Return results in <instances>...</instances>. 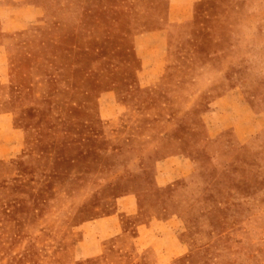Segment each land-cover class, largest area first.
<instances>
[{
    "label": "rangeland",
    "instance_id": "1",
    "mask_svg": "<svg viewBox=\"0 0 264 264\" xmlns=\"http://www.w3.org/2000/svg\"><path fill=\"white\" fill-rule=\"evenodd\" d=\"M6 1L0 264H264V132L215 163L190 113L202 88L193 80L211 74L225 83L216 93L240 87L264 113V0H198L190 23L169 19L175 0ZM159 31L164 68L143 89L135 40L157 43L146 34ZM114 94L123 106L108 118ZM170 137L184 142L194 174L142 196L130 161ZM133 193L145 217L183 220L180 255L139 252L122 215L121 235L99 240L91 223Z\"/></svg>",
    "mask_w": 264,
    "mask_h": 264
},
{
    "label": "crops",
    "instance_id": "2",
    "mask_svg": "<svg viewBox=\"0 0 264 264\" xmlns=\"http://www.w3.org/2000/svg\"><path fill=\"white\" fill-rule=\"evenodd\" d=\"M198 0H175L174 8H170L168 17L172 22H192L195 17L194 7ZM218 5L221 0H213ZM8 1L0 4V12L10 10ZM209 18V17H208ZM2 27V20L0 19ZM165 36L162 31L146 34V38H156V42L138 45L135 40L134 50L140 60L137 85L147 88L156 81L164 68V44L158 38ZM151 41V40H150ZM202 64V63H200ZM202 67V65H200ZM210 75V74H209ZM202 88L192 95L191 114L196 113L200 120L208 152L212 161L219 163L222 153H227L231 145L242 147L253 137L264 132V113L254 112L243 100L240 87L234 86L216 93L224 86V80H217L211 74L208 78H196L192 82ZM123 106L116 94L113 95L108 118H112ZM136 156L130 161L135 164L139 173V193L144 196L151 189H164L175 182L186 180L194 174L195 164L184 151V142L179 138H166L147 148L137 149ZM150 174L146 180V173ZM115 213L95 220L91 223L93 232L99 234V240H108L122 233L121 218L129 220L128 227L135 234L133 240L137 250L159 249L160 256L166 259L181 254L184 245L179 241L183 229V220L176 215L160 217L157 214L144 216V207L138 200V194L126 195L115 201ZM148 206V205H147ZM102 247V246H101ZM99 249L95 243L94 250ZM97 255L96 253L87 256Z\"/></svg>",
    "mask_w": 264,
    "mask_h": 264
}]
</instances>
